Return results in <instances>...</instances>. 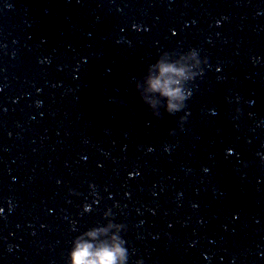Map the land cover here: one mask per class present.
<instances>
[{
  "label": "water",
  "instance_id": "obj_1",
  "mask_svg": "<svg viewBox=\"0 0 264 264\" xmlns=\"http://www.w3.org/2000/svg\"><path fill=\"white\" fill-rule=\"evenodd\" d=\"M85 248L264 264V0H0V264Z\"/></svg>",
  "mask_w": 264,
  "mask_h": 264
},
{
  "label": "clouds",
  "instance_id": "obj_2",
  "mask_svg": "<svg viewBox=\"0 0 264 264\" xmlns=\"http://www.w3.org/2000/svg\"><path fill=\"white\" fill-rule=\"evenodd\" d=\"M170 68H163L162 72L167 73L171 72ZM149 90L153 92H160L162 96H165L168 101V112L174 113L178 110V103L182 101V97L178 90H173L169 85L164 84L159 79L151 80L149 82ZM95 257L94 264H120L122 250L120 249H103L96 253H93L91 249H81L77 254H75V259L73 264H76L77 260L84 261L85 256Z\"/></svg>",
  "mask_w": 264,
  "mask_h": 264
}]
</instances>
